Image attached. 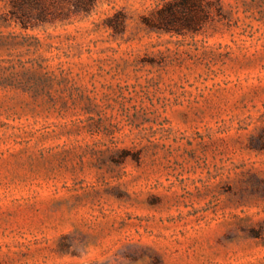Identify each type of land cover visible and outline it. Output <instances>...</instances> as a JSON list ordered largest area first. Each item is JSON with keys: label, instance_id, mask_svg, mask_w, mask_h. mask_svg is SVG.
Masks as SVG:
<instances>
[{"label": "rangeland", "instance_id": "rangeland-1", "mask_svg": "<svg viewBox=\"0 0 264 264\" xmlns=\"http://www.w3.org/2000/svg\"><path fill=\"white\" fill-rule=\"evenodd\" d=\"M166 1L0 0V264H264V0L184 34Z\"/></svg>", "mask_w": 264, "mask_h": 264}, {"label": "trees", "instance_id": "trees-1", "mask_svg": "<svg viewBox=\"0 0 264 264\" xmlns=\"http://www.w3.org/2000/svg\"><path fill=\"white\" fill-rule=\"evenodd\" d=\"M7 4L5 19L23 28L36 27L47 22L69 19L74 15L89 14L100 0H3ZM221 13L218 1L167 0L144 23L152 30L174 34L199 32L214 14ZM121 15L124 26L125 16Z\"/></svg>", "mask_w": 264, "mask_h": 264}]
</instances>
